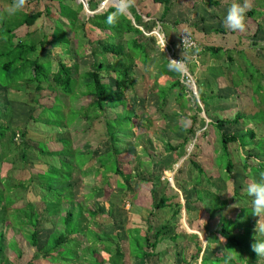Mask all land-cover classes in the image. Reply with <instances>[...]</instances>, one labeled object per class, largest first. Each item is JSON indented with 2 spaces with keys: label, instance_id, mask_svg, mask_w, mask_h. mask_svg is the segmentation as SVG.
I'll use <instances>...</instances> for the list:
<instances>
[{
  "label": "rangeland",
  "instance_id": "rangeland-1",
  "mask_svg": "<svg viewBox=\"0 0 264 264\" xmlns=\"http://www.w3.org/2000/svg\"><path fill=\"white\" fill-rule=\"evenodd\" d=\"M105 1L107 0H96L95 2L99 3V6L98 10L93 13L89 9L90 0H88L87 5L83 0H25V7L20 12L15 15H9L8 8L13 3V0H1L0 26L4 20L13 19L14 22H16L29 14L44 12V16L40 18L34 26H24L16 31V44L21 40L38 43L44 34H48L49 37H51L53 29L57 25V18L54 16L48 17L49 15L56 14L58 19H61L63 23L68 25L70 23L69 19L74 18L72 11L75 10L78 12V15L75 14L80 19L79 23H87L92 16L102 14L108 10L110 6H114V4H112L114 1L104 6ZM214 1H218L219 5H214ZM109 2L110 0H108L107 4ZM240 2L243 3L244 0H240ZM232 3L233 0H173L169 15H167L164 20H161L160 18L164 11L163 6L154 4L152 0H135V6L133 8L140 13L144 19V23L146 25L150 23L155 26L153 32L148 33L146 31V34L155 37L157 46L151 57H149V62H147V60L145 62L143 54H139V56L134 59L135 67L133 69L135 70L134 77L137 83V93L139 95L138 103H136L137 99L134 98L135 96L132 92L128 91L125 96L129 107L132 110L134 109L135 114L137 113L139 116L134 122L135 127L133 128V133L128 139H123L126 143H129L128 151L120 156L125 175H131V188L126 189V187H122L123 189H120V187H117L118 182H123V180L119 177H113L112 173L107 174L109 184L105 183L103 179L105 174L100 172L90 174V168H97L96 164L98 165V162H95V159L89 161L82 169L75 170L72 179L75 204H82L85 208V214H88V211H100L94 221V230L100 234L103 233L105 238L108 237V239H112L101 245L95 246H93L91 242H88V239L92 237V233L88 228L83 231L78 206L74 211L75 223L73 224V229L77 235L73 237L75 238V236H77L75 239L78 241L81 239L84 242V246L92 245V247L98 251L97 254L99 258L104 260L106 264H111L110 260H112L113 255L117 252L118 245H120L118 244L119 241H121V246L125 255L123 264H183L184 258L189 264H202L206 259L216 260L217 257L226 258L228 256L230 259H225L227 261H223L222 264H244L238 261L236 254H229L225 248L227 244L222 245L216 238H213L212 241H208L204 232H206L207 229V235H209L211 231L220 229L222 220L235 218L241 208L246 207L253 210L252 197L248 195L247 189L245 188V186H248V184L252 182V177L250 176V178L245 180L246 171L242 167L244 159H246L249 152L254 149L251 146L255 145L256 141H253L252 144L249 142L247 147H241L239 144L230 146L234 154L232 160L236 165L233 171L235 172L236 179L235 182L234 180H230L228 184L226 183L224 189L223 184L219 183L222 185L223 189L220 194L221 198L228 204L224 210H219L214 215H210L207 210V204L211 202V208H215L213 203L218 201V195H216L217 191L206 189L204 191V196L208 199H212L207 200V202H200L198 199L200 192L199 187H195L191 190L190 193H193V195L190 197L186 196L189 193H184L179 190L176 182L179 170L182 169L183 174L180 177L183 178L181 181L185 184L184 188L189 191L187 188H193L195 186H190L189 183L186 184L185 181L188 180L190 176H192L193 179L194 173L191 171L192 165L189 161V157H191L192 154L194 157L198 156L199 151L195 148L197 145L199 147L202 146L204 149V151H202L203 154L201 153L199 158L204 161L203 163H208L209 161L212 163V167L215 171V178L219 180L225 171L220 172L215 161H211L210 158L214 159L215 157L213 150L220 143L219 139L222 131L226 134H233L239 131L255 129L259 134L264 135V125L263 122L260 123L263 117L260 119L257 118L258 121H255L253 117L256 113L264 111V103L261 102L259 96L254 95L252 87H254L255 84L247 81L248 77L245 78L246 81L240 83L241 76L238 74V71L242 70L247 73L246 60L251 61L253 65L264 74V0H248L250 6L246 13L245 30L235 32L226 28L223 23L224 17ZM66 6H69L68 11H66ZM255 6H258L257 10L259 15L257 20L260 22V32L258 31V24L255 17H250L248 14L250 10L256 8ZM47 9L50 10L49 14ZM66 12H68L69 16L66 15ZM131 12L132 10L126 17L131 19L136 27L145 31L144 26H140L135 22ZM93 26L94 25L88 23L85 30L79 29L78 39L81 43L86 44L88 40L95 43L98 40L107 38L109 32L101 31ZM222 27L225 28L227 34H216L213 31L215 28ZM155 31L158 32L160 37L156 35ZM182 34L192 35L198 44V51L197 49L188 52L182 51V54L188 58V71L184 75L189 78V91H191L196 98V103L192 102L185 107V113L187 115L191 114L192 105L197 104L202 108V112L198 114L195 125L191 120H187L183 117H176V113L182 110L181 104L176 101V92L171 91L168 97L166 96L167 99L162 109L159 108V100L162 99L157 96L158 88L161 87L160 85H162V82H166V85L167 83L171 85L173 81L177 80V77H174L170 81L168 79H162V81L161 78L164 71L167 73L174 72L167 67L169 62L168 58L177 60H179L178 57L180 59L182 58V54H180L181 50L178 46ZM73 38L75 39V35H73ZM127 38L122 39L123 45ZM253 42H256L257 45L253 46ZM73 46L74 45H72V47ZM168 47H171V50H169ZM208 47H220L224 49L220 56L215 57L209 55L208 57L210 61L209 69L217 68L218 70L221 68L225 73L222 79H215L210 86L207 84L213 78V75L209 70L206 74V78H200L203 76L201 68L204 67V61L200 52ZM133 48V43H129L127 49L133 51ZM116 49L119 51V48ZM173 49H175L176 53H179L177 56L173 54ZM227 50H231L232 52V61L227 59V53L225 52ZM239 52L243 53L239 55ZM54 55H57V53H54ZM44 57L49 59L47 55H44ZM57 57L62 58L63 61L65 60L69 64H74V62L72 63L70 61L71 56L62 54L57 55ZM245 57L246 59H244ZM56 58H51L54 69L57 67ZM91 64L92 58L90 54L87 53L83 54L82 57H78L79 74L76 75V78H81L82 74L88 72ZM226 66H228V68ZM196 80L202 82L207 80V83L205 82V85L202 87L204 90L209 91L210 87L213 85L212 88L215 90L214 93L226 96L224 98L225 100L213 99L212 101H208L207 106L210 108V114H206L205 103L199 100L198 95L200 90L196 84ZM215 81L217 83H214ZM80 82L84 85L81 86L82 88L80 87L81 89L79 88V90L86 92V83L88 80L81 78ZM262 83L264 85V80ZM233 84L239 85L238 87H234ZM0 86H5L2 80H0ZM2 87H0L1 109H3L4 112L5 108H10L12 110V117L14 118L13 124L15 127L27 131V141L31 144L46 142L51 151L61 150L62 144L57 141V139L61 137L58 133L59 129L52 128L40 121L35 122L29 118L32 114H34L35 118H38L42 110L34 103L39 97V95L36 96L35 86L22 88L20 89L21 91L18 88L6 90ZM231 88L232 91L229 90ZM162 94L164 95V92ZM189 95L191 94L189 93ZM55 97H58L65 106L72 105L73 103L76 109L86 107L91 102V97L89 96L86 99H80L71 103L69 97L65 96L60 91L54 93L44 90L41 92L39 101L41 104L51 108ZM254 97L258 99V103H256L257 101L254 102ZM33 98L35 99L34 101L32 100ZM65 111L67 110L65 109ZM121 111L122 107L116 110V112ZM238 113H243L245 120L235 127H224L223 130L220 129L219 131V129H213L211 125H208L212 121L217 122L218 118L234 119ZM7 115H10V113ZM109 116L115 118L112 111L109 112ZM164 116L168 118L165 120ZM202 120L205 121V128L202 127V129H199ZM192 124L193 129H195V136L191 137V141L186 145L185 150H180L177 153L165 151L166 142L176 143L179 137L185 134V128L192 127ZM176 126L178 128H176ZM104 128L105 127L101 123L96 122L94 125H90L89 121L79 118L75 121L73 126L69 127L65 136L72 140L73 150H80L82 154L92 152L95 157L103 156L109 150V145L106 143L107 138L105 139ZM206 131H214L212 132L211 138L207 139L208 141L202 135V133ZM18 146L19 149L22 148V140H18ZM257 148L258 154H264V143L261 146L258 145ZM2 151V146L0 144V155ZM147 151L153 153L154 156H146L145 153H147ZM195 154L197 155L195 156ZM12 156H14V153ZM32 156L38 160H35V162L32 163L33 165L29 166V170H33L35 176L32 186L28 191L27 201L40 203L43 190L37 186L38 182H40L37 174L46 170L47 165L45 160L47 159L39 157L35 150H33ZM17 160L20 166L21 164L23 165L20 157H18ZM223 167L224 170L227 169L226 164H223ZM0 172L3 177L10 175L11 164H0ZM12 174L22 179H27L29 175L28 172L19 171H12ZM151 176H160V181L157 182L156 178L151 182L141 181L143 178H149ZM239 186L244 187V189L239 190V193L243 196L247 194L242 201H237L234 195L235 187L240 188ZM154 188H157L159 201L163 196L169 198V205L167 204V208L155 209V207H153L152 190ZM93 190H96V192H93ZM91 192H93V197L87 198L86 195L88 193L91 194ZM12 195L15 202L18 201L17 204L24 196V194L21 193ZM23 205V201L18 204L19 207ZM177 205H179L180 213L177 217H174L172 215L177 209ZM151 213L155 215L150 222L153 225V229L150 231L152 236L156 232L158 226L164 225L167 222L177 225L176 229L174 227L172 228L170 238L174 237L176 234H180L181 236L175 242L169 239L164 241L156 249L157 255L147 258L146 260H141L136 256L137 254L134 251L137 250L136 248L133 249L132 252L129 243V231L132 229L135 230L136 227L142 230V235L149 231L148 219ZM156 214H158V217H156ZM257 227H264V218L258 216L252 218L250 236L253 238L264 236V233H259L257 231ZM4 228L7 232V242L12 240L16 241L17 246L23 253L21 259H18L15 251L9 249L8 259L10 262L13 264H30L31 259L35 255V251L27 246L24 240V233L20 231L18 225L14 224L12 217L7 219ZM81 233L83 235H81ZM100 234L95 238L101 237ZM196 236H198L197 241ZM73 237L72 240L75 241ZM113 240L119 241L116 242ZM199 244L202 245V251L196 259H193ZM249 245L252 246L253 243L249 242ZM77 249V246H75L73 250L70 249L72 257L66 264H90V257H87L89 254L84 251V249H79L78 251ZM252 255H254L252 261H255L252 264H264V257H259L258 254ZM35 261H37V264H61L59 262L52 263V260L49 261L45 259H37ZM207 264L209 263L207 262Z\"/></svg>",
  "mask_w": 264,
  "mask_h": 264
},
{
  "label": "trees",
  "instance_id": "trees-1",
  "mask_svg": "<svg viewBox=\"0 0 264 264\" xmlns=\"http://www.w3.org/2000/svg\"><path fill=\"white\" fill-rule=\"evenodd\" d=\"M95 1L96 0H90L89 9L91 12L98 10L99 3ZM172 1L173 0H152L154 4L164 7L163 14L160 18L161 20H164L167 15H169ZM213 3L214 5H219L218 1H214ZM106 5L107 3H105V6ZM68 7L69 6H66V11H68ZM255 7L256 8L250 10L248 14L250 17H255L258 24V31L260 32L261 26L260 22L257 20L259 15L257 10L258 6ZM114 10V6H111L104 13L96 14L89 18L87 23L81 24L79 23L80 19L77 17L78 12L71 10L74 14V18L69 19L70 23L68 25L63 23L61 19H58L56 14H51L48 17L54 16L57 18V25L54 27L51 37H49L48 34H44L38 43L21 40L16 44V31L24 26H34L37 21L44 16V12L29 14L16 22H14L13 19L2 21L0 26V80H2L5 86L0 87L6 90L12 88H18L20 90L34 85L36 96L39 95V97L37 101L34 98L32 100H35L34 103L42 110L38 118H35L34 114L30 115L29 118L35 122L40 121L52 128L59 129L58 133L61 137L58 138L57 141L62 144V149L51 151L46 142L31 144L27 141V131H23L14 126L12 110L10 108H5L4 112L0 106V144L3 150L0 155V164H11L10 175L3 177L0 172V264H13L8 259L9 249L15 251L18 259H21L23 255L16 241L12 240L7 242L6 240L7 232L5 231L4 224L9 217H12L14 224L18 225L20 231L24 233V240L27 246L35 251V255L31 259L30 264H37V261H35L37 259L52 260V263L59 262L61 264H66L72 257L70 249H75V246L78 248L77 251L79 249H84V251L89 254L87 257H90V264H106L104 260L99 258L97 254L98 251L95 250L92 245L84 246V242L81 239L78 238V241L75 239L77 236H75V238L73 237L77 235L73 229V224L75 223L74 211L78 206L83 231L88 228L92 233V237L88 239V242H91V244L95 246L101 245L112 239H108V237L105 238L103 233L100 234L94 230V221L100 211H88V214H85L84 206L82 204H75L74 186L72 183L73 174L75 170L82 169L89 161L95 159L98 165L96 164L97 168H92L93 170L90 168V174L99 172L105 174L103 179L105 183L109 184L107 174L112 173L113 177H119L123 180V182H118L117 187H120V189H123L122 187H126V189L131 188V175H125L120 156L128 151L129 143H126L123 139H128L133 133V128L135 127L134 122L139 116L137 113L135 114L134 109L132 110L129 107L125 96L128 91L132 92L135 96L134 98L137 99L136 103H138L139 95L137 93V83L134 77L135 70L133 69L135 67L134 59L139 56V54H143L145 62L146 60L149 62L148 59L157 46L155 37L146 34L147 32H153L155 26L150 23L146 25L142 16L138 15L133 8L131 10L135 22L140 26H144L145 31L136 27L133 21L126 16L119 18L115 24L109 25L107 23V17L110 12ZM47 11L49 14L50 10L47 9ZM66 15L69 16L68 12H66ZM88 23L94 25L93 27H96V29L109 32L107 38L98 40L95 43L90 40H88L86 44L81 43L78 39L79 29L85 30ZM213 31L216 34H227V31L223 27L215 28ZM73 35H75V39ZM124 38H127L125 41L126 45L124 44L125 46L122 43V39ZM129 43H133V51L127 49ZM252 44L253 46L257 45L256 42ZM72 45L74 46L72 47ZM116 48H119V51ZM168 48L171 50V47ZM223 51L224 49L220 47H208L200 52L204 61V67L201 68L203 76L200 78H206L208 70L213 75V78L207 84L208 86H210L215 79H222L225 74L221 68L218 70L217 68L209 69L210 61L208 57L209 55L215 57L220 56ZM225 52L227 53V59L232 61L233 57L231 50ZM54 53H57V55L64 54L71 56L70 61L72 63L74 62V64L72 65L65 60L63 61L62 58H58ZM87 53L90 54L92 58V64L90 70L82 74L81 77L88 80L86 83L87 91L85 92L79 90L84 84L80 82L81 78H76V75L79 74L78 57H82L83 54ZM182 53L183 52L180 51V54ZM242 53L243 52H239V55ZM173 54L177 56L179 53H176L175 49H173ZM44 55H47L49 59H46ZM51 58H56V69H54ZM178 59L180 58L178 57ZM244 59H246V57ZM246 64L247 73L243 70L238 71V74L241 76L240 83L246 81L245 78L248 77L247 81L255 84L254 87H252L254 95L259 96L261 102L264 103V85L262 83L264 74L261 73L251 61L246 60ZM226 67L228 68V66ZM162 74L161 80L168 79L170 81L174 77H177V80L173 81L171 85L168 83L166 85V82L161 83L162 85L158 88L157 93L158 98L160 97L162 99L159 100V108H163L167 99L166 96L168 97V94L174 91L176 92V101L181 104L182 108L181 112L176 113V117H183L187 120H191L195 125L198 114L202 112V108L197 104L192 105L191 114L187 115L185 113L184 109L186 106L190 105L192 102L196 103L195 96L189 91L190 83L188 82L187 76H181L176 72L167 73L165 71ZM206 81L207 80L203 82L196 80V84L200 90L198 95L199 100L205 103L206 114H210V108L207 106L208 101H212L213 99H224L226 96L214 93L215 90L212 88L213 85L210 87L209 91L204 90L202 87L205 85ZM214 83L217 82L215 81ZM238 85L239 84H233L234 87H238ZM43 90L54 93L60 91L65 96L69 97L71 103L80 99H86L89 96L91 97V102L86 107L76 109L73 103L72 105L65 106L58 97H55L50 108L41 104L39 101ZM229 90L232 91V88ZM163 92L164 95L162 94ZM189 93L191 95H189ZM253 100L258 103L256 97H254ZM121 107L122 111L116 112V110ZM65 109L67 111H65ZM110 111L113 112L115 118L109 116ZM260 112L261 113H256L253 117L255 121H258L257 118L260 119L263 117L260 123L263 122L264 125V111ZM8 113H10L11 116L7 115ZM79 118L89 121L90 125H94L97 122L105 127V139L107 138L106 143L109 145V150L103 156L95 157L92 152L82 154L80 150H73L72 140L66 137L65 134L69 130V127L73 126L75 121ZM166 118L168 117L164 116L165 120ZM244 120V114L238 113L234 119L218 118L217 122L212 121V124L210 123L208 125L220 131V129L223 130L224 127H235ZM193 124L192 127L185 128V134L180 136L176 143L166 142L165 151L177 153L180 150H185L186 145L191 141V137L195 136ZM202 127L205 128L204 120H202L199 129H202ZM176 128L178 127L176 126ZM212 132L214 131H206L203 132L202 135L207 140L211 138ZM18 140H22L23 142V146L20 149ZM253 141H256L255 145L251 146L254 149L251 148L252 150L249 152L246 159H244L242 167L246 171L244 179L246 180L251 176L253 182L264 177V154H258L257 152L258 145L261 146L264 143V135L259 134L255 129L239 131L233 134H226L222 131L219 139L220 143L213 150L215 157L214 159L210 158V160L215 161L219 171H225V173L222 174L219 180L216 179L212 163L210 161L208 163H203L204 161L199 158V155L201 153L203 154L202 151H204V149L202 146L199 147L197 145L195 148L199 151L198 156L195 154L196 157H194L192 154L191 157H189V161L192 165L191 171L194 173L193 179L192 176H190L188 177L189 179L185 181L186 184L189 183L190 186H195L193 188H187L189 191L184 188L185 184L181 181L183 178L180 177L183 174L181 169L179 170V175L176 177L177 187L182 192L189 193L186 196L190 197L193 195V193H190L191 190L195 187H199L200 192L198 199L200 202L211 200L212 198L208 199L204 196V191L206 189H213L217 191L216 195H218V201L213 203L215 205L214 209L210 206L212 202L207 204L209 214L214 215L217 211L224 210L227 206V202L222 200L220 194L228 181L236 179V175L232 174V169L235 168L236 165L232 160L234 154L230 146L239 144L241 147H247L249 142L252 144ZM33 150L37 152L39 157L47 159L45 160L47 165L46 170L37 174L40 181L37 186L43 190L40 203L27 201L28 191L32 186L35 176L33 170H29V166L33 165L32 163L35 162V160H38L32 156ZM13 153L14 156H12ZM145 155L149 157L154 156L153 153L148 151ZM18 157H20L23 162L21 166L18 163ZM223 164H226V170L223 169ZM12 171L28 172L29 175L27 179L17 178L15 175L13 176ZM154 178H156L157 182L160 181V176L143 178L141 181L151 182ZM219 183L223 184V189L222 185ZM93 192H96V190H93ZM93 192H91V194L88 193L86 197L92 198ZM16 193L24 194L23 198L19 201V203L21 201L24 202L23 206L19 207V203L17 204L18 201L15 202L12 194ZM152 194L154 201L153 207H155V209L168 207L169 198L163 196L159 201L157 188L152 190ZM179 213L180 208L179 205H177V209L172 216L177 217ZM154 216L155 215L151 213L148 219L149 231L144 235H142V230L137 227L135 230L132 229L129 231V243L132 252L133 249L136 248L137 250H134L137 254L136 256L141 260H146L147 258L157 255L156 249L164 241L169 239L175 242L181 236L180 234H176L174 237L170 238L172 228L174 227L176 229L177 227V225H173L171 222L158 226L156 232L152 236L150 231L153 229V225L150 222ZM255 216L253 210L241 209L236 218L222 220L220 229L211 231L209 235H207L206 229V232H204L205 237L208 241H212L213 238H216L222 245L227 244L225 248L229 254H236L238 261L244 264H252L255 262L252 261L254 259V255L252 254L257 253L253 250L252 246L249 245V242L254 243L256 238L264 239V236L255 238L250 236L251 220ZM156 217H158V214H156ZM99 234L101 237L96 239L95 237ZM81 235L83 234L81 233ZM72 237L75 241L72 240ZM197 239L198 236H196V241ZM113 241L118 242L119 240ZM118 244L120 245H118L117 252L113 255L112 260H110L111 264H123L125 257L124 250L121 246V241H119ZM201 251L202 245L199 244L193 259H196ZM225 259L228 260L230 258L228 256L226 258L217 257L216 260L206 259L202 264H207V262L209 264H222L223 261H227ZM183 260L185 261V258ZM184 261L183 264H189Z\"/></svg>",
  "mask_w": 264,
  "mask_h": 264
},
{
  "label": "clouds",
  "instance_id": "clouds-1",
  "mask_svg": "<svg viewBox=\"0 0 264 264\" xmlns=\"http://www.w3.org/2000/svg\"><path fill=\"white\" fill-rule=\"evenodd\" d=\"M112 1H114V3L112 4H114L115 10L110 12V14L107 17V23L109 25L115 24L119 18L126 16L135 6V0H110V2L107 5H109ZM107 2L108 0L104 2V6L105 3ZM249 6L250 5L248 3V0H244L243 3H241L240 0H233V3L229 7L227 14L223 20L225 27L233 32L244 31L246 27V23H245L246 13ZM24 7H25V0H13V3L8 8V14L15 15L18 12H20ZM132 16L134 18L133 14ZM155 32L156 35L160 37L158 35V32L157 31ZM192 44L193 42L190 41L188 35H185L183 47L185 45L191 46ZM168 61L169 63L167 67L169 70L174 71L180 74L181 76H183L188 71V58L185 57L183 54H182V58L179 60L168 58ZM234 170L235 168L232 169V174H235V172H233ZM231 180H234L235 182V179H231ZM228 183L229 181L227 182V184ZM239 187L240 188L235 187L234 195L236 196L237 201H242L244 199V196H246L247 194L244 196L241 195V193H239V190L244 189V187L243 186H239ZM245 188L247 189L248 195L252 197L253 214L260 218H264V177L249 183L248 186H245ZM241 209H248L250 211L252 210L246 207ZM241 209H239V212L241 211ZM239 212L236 214V217L239 214ZM257 231L259 233H264V227H259V228L257 227ZM252 248L259 255V257H264V239L256 238L255 242L252 245Z\"/></svg>",
  "mask_w": 264,
  "mask_h": 264
},
{
  "label": "built area",
  "instance_id": "built-area-1",
  "mask_svg": "<svg viewBox=\"0 0 264 264\" xmlns=\"http://www.w3.org/2000/svg\"><path fill=\"white\" fill-rule=\"evenodd\" d=\"M83 1L86 3V5L88 4V0H83ZM185 35H188L190 41L193 42V44H192L191 46H189V45H185V46L183 47V42H184V36H185ZM178 46H179V48H180L181 51H185V52H188V51H191V50H195V49L198 48L197 41H196L195 38H194L192 35H190V34H182L181 37H180V39H179V45H178ZM188 82L190 83L189 78H188ZM192 83H193V82H192Z\"/></svg>",
  "mask_w": 264,
  "mask_h": 264
},
{
  "label": "crops",
  "instance_id": "crops-1",
  "mask_svg": "<svg viewBox=\"0 0 264 264\" xmlns=\"http://www.w3.org/2000/svg\"><path fill=\"white\" fill-rule=\"evenodd\" d=\"M134 9V11L138 14V15H140V13H138L137 11H136V9L135 8H133ZM143 21H144V19H143ZM228 205V204H227Z\"/></svg>",
  "mask_w": 264,
  "mask_h": 264
}]
</instances>
